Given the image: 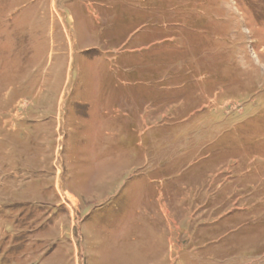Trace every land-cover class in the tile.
I'll return each instance as SVG.
<instances>
[{"label": "rangeland", "instance_id": "rangeland-1", "mask_svg": "<svg viewBox=\"0 0 264 264\" xmlns=\"http://www.w3.org/2000/svg\"><path fill=\"white\" fill-rule=\"evenodd\" d=\"M264 0H0V264H264Z\"/></svg>", "mask_w": 264, "mask_h": 264}, {"label": "clouds", "instance_id": "clouds-1", "mask_svg": "<svg viewBox=\"0 0 264 264\" xmlns=\"http://www.w3.org/2000/svg\"><path fill=\"white\" fill-rule=\"evenodd\" d=\"M254 62L261 67H264V60H262L256 53H253Z\"/></svg>", "mask_w": 264, "mask_h": 264}]
</instances>
